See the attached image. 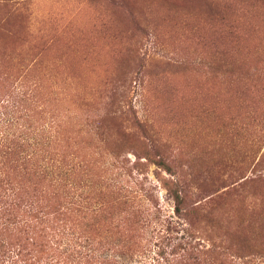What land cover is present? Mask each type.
Masks as SVG:
<instances>
[{
  "label": "rangeland",
  "instance_id": "374dc122",
  "mask_svg": "<svg viewBox=\"0 0 264 264\" xmlns=\"http://www.w3.org/2000/svg\"><path fill=\"white\" fill-rule=\"evenodd\" d=\"M1 96L100 167L119 264H264V0H0Z\"/></svg>",
  "mask_w": 264,
  "mask_h": 264
},
{
  "label": "trees",
  "instance_id": "16d2710c",
  "mask_svg": "<svg viewBox=\"0 0 264 264\" xmlns=\"http://www.w3.org/2000/svg\"><path fill=\"white\" fill-rule=\"evenodd\" d=\"M10 99L1 96L0 109ZM14 133L0 127V264H119L123 246L108 250L98 240L100 167L86 154L75 160L62 132Z\"/></svg>",
  "mask_w": 264,
  "mask_h": 264
}]
</instances>
